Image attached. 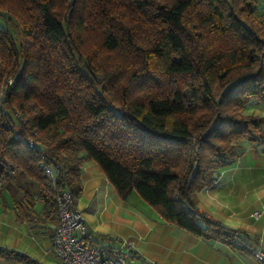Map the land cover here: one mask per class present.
I'll use <instances>...</instances> for the list:
<instances>
[{"label": "trees", "instance_id": "obj_1", "mask_svg": "<svg viewBox=\"0 0 264 264\" xmlns=\"http://www.w3.org/2000/svg\"><path fill=\"white\" fill-rule=\"evenodd\" d=\"M257 1L0 0L20 37L0 27V176L10 189L22 177L37 186L17 218L31 221L39 200L58 224L41 159L74 206L93 160L121 199L136 192L166 222L205 240L249 238L196 217L195 194L240 141L264 142V115L247 111L264 101ZM1 258L24 255L0 245Z\"/></svg>", "mask_w": 264, "mask_h": 264}, {"label": "crops", "instance_id": "obj_2", "mask_svg": "<svg viewBox=\"0 0 264 264\" xmlns=\"http://www.w3.org/2000/svg\"><path fill=\"white\" fill-rule=\"evenodd\" d=\"M242 142L246 144L237 149L236 160L195 194V205L200 214L249 238L234 244L205 240L168 223L136 192L121 199L93 160L83 165L82 191L75 205L83 224L85 217L90 220L87 237L105 245L120 238L130 240L129 258L137 264H264L252 254L253 249L264 250V142ZM18 181L11 189H2L0 245L24 259L1 258L0 264H51L56 261V225L42 216L39 200L34 201L31 221L17 218L15 203L25 202V188ZM36 189L28 192L34 194Z\"/></svg>", "mask_w": 264, "mask_h": 264}, {"label": "built area", "instance_id": "obj_3", "mask_svg": "<svg viewBox=\"0 0 264 264\" xmlns=\"http://www.w3.org/2000/svg\"><path fill=\"white\" fill-rule=\"evenodd\" d=\"M261 18H264V0H258ZM8 82L10 79L7 80ZM15 115L18 116L17 113ZM16 138H21L15 132ZM29 148L35 146V141L31 136L25 138ZM44 175L50 183V188L55 194L58 224L53 232V245L56 261L51 264H128V258L132 254L133 245L130 240L121 239L113 245L90 244L86 239L87 234L82 221V212L73 204V197L66 189L57 187L56 169L44 159L39 164ZM3 177L0 176V186ZM258 211L254 212L257 216ZM196 212L195 216L199 217ZM252 254L264 263V250L257 248L252 250Z\"/></svg>", "mask_w": 264, "mask_h": 264}, {"label": "rangeland", "instance_id": "obj_4", "mask_svg": "<svg viewBox=\"0 0 264 264\" xmlns=\"http://www.w3.org/2000/svg\"><path fill=\"white\" fill-rule=\"evenodd\" d=\"M0 27L8 29V31L12 34V37L15 40V43H19L20 37H19V33H18V28L12 22H8L5 19H3L2 17H0ZM247 111L249 113L264 115V101H259V102L252 101V102H250L248 104ZM244 144H246V143L242 142L241 144H239L237 149L241 150V148H242V146H244ZM238 153L240 154V151H238ZM25 178L27 181L23 180V177L21 179H19V181L17 180L19 183H22L21 186L25 188V191H32L33 189H35L36 183L27 177H25ZM5 186H6V183L3 181V183L1 184L0 187L4 188ZM84 227L86 228V230H88L89 227H91L90 220H88V218H86V217L84 218ZM88 232H90V230H88ZM118 240H121V238ZM118 240H115V241L118 242ZM128 264H137V260L128 258Z\"/></svg>", "mask_w": 264, "mask_h": 264}]
</instances>
